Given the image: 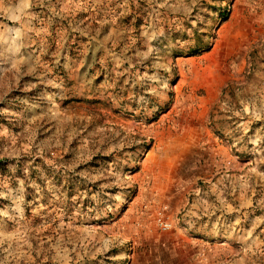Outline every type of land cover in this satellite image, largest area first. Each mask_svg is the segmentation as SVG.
<instances>
[{
  "label": "rangeland",
  "instance_id": "obj_1",
  "mask_svg": "<svg viewBox=\"0 0 264 264\" xmlns=\"http://www.w3.org/2000/svg\"><path fill=\"white\" fill-rule=\"evenodd\" d=\"M0 264H264V0H0Z\"/></svg>",
  "mask_w": 264,
  "mask_h": 264
},
{
  "label": "crops",
  "instance_id": "obj_2",
  "mask_svg": "<svg viewBox=\"0 0 264 264\" xmlns=\"http://www.w3.org/2000/svg\"><path fill=\"white\" fill-rule=\"evenodd\" d=\"M243 2L244 4H246L247 3V0H240V2ZM213 67V68H212ZM211 68H209V70H207V71H205L204 70V72H202L201 71V73L198 75L199 76V78L197 79V80H205V79H207V75L208 74H211V73H213L214 72V69H215V66H212ZM194 75V78L196 79V75L195 74H193ZM185 137H183V136H178V137H175V138H171V140L170 141H174V142H181V141H186L185 139H184ZM165 141H168V140H165L163 137H161V134H158V142L156 143V146H155V152H154V154H156V155H154L153 157H155V159H154V162H159L158 160H164L165 159V153L164 154H157V149L158 148H160L161 146H162V143H164ZM147 164H149V161L146 163V166H147ZM155 164V163H154ZM169 164V163H168ZM167 164V165H168ZM143 174H145V173H143V172H140V175L142 176Z\"/></svg>",
  "mask_w": 264,
  "mask_h": 264
},
{
  "label": "bare ground",
  "instance_id": "obj_3",
  "mask_svg": "<svg viewBox=\"0 0 264 264\" xmlns=\"http://www.w3.org/2000/svg\"><path fill=\"white\" fill-rule=\"evenodd\" d=\"M227 31V30H226ZM227 33V32H226ZM226 33H225V35H226ZM212 66H215V65H210V67L209 68H211ZM209 68H208V70H209ZM213 68V67H212ZM207 71V70H206ZM192 72H193V74H195L196 75V79H198L199 78V74L201 73V71L199 70V68L196 66V65H193V68H192ZM187 78H183L182 80H181V82H180V84H179V86H178V89H181V87L187 82Z\"/></svg>",
  "mask_w": 264,
  "mask_h": 264
},
{
  "label": "built area",
  "instance_id": "obj_4",
  "mask_svg": "<svg viewBox=\"0 0 264 264\" xmlns=\"http://www.w3.org/2000/svg\"><path fill=\"white\" fill-rule=\"evenodd\" d=\"M158 223L163 230H166L169 228V224L165 220H163L162 218H158Z\"/></svg>",
  "mask_w": 264,
  "mask_h": 264
}]
</instances>
